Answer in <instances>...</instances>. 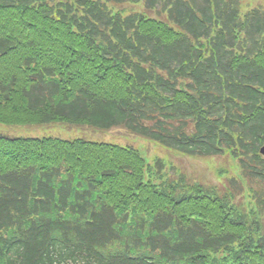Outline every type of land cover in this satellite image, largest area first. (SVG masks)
Masks as SVG:
<instances>
[{
    "label": "trees",
    "instance_id": "16d2710c",
    "mask_svg": "<svg viewBox=\"0 0 264 264\" xmlns=\"http://www.w3.org/2000/svg\"><path fill=\"white\" fill-rule=\"evenodd\" d=\"M243 1L0 0V125L123 129L242 182L0 134V264H264V9ZM141 2L156 18L114 12Z\"/></svg>",
    "mask_w": 264,
    "mask_h": 264
},
{
    "label": "rangeland",
    "instance_id": "374dc122",
    "mask_svg": "<svg viewBox=\"0 0 264 264\" xmlns=\"http://www.w3.org/2000/svg\"><path fill=\"white\" fill-rule=\"evenodd\" d=\"M256 7L264 9V0H246L242 2L243 12L246 10H252ZM114 10V12L121 11L124 13H130L132 11L147 13L145 11V5L142 2L138 4L119 5L114 7ZM148 13L146 16L156 18L155 15ZM159 18L164 19L163 16ZM0 134L17 138L53 137L67 140L85 139L94 142L115 144L123 147L129 146L138 150L148 164H154L155 168L161 166L162 171H159L158 176H162V181H176L180 177V180L186 183H200L204 186L216 187L222 191H224V187H228L229 181L232 178L242 184V182L238 179L240 170L237 168L236 162L233 160L218 156H186L178 153L172 148L161 146L130 135L123 129H112L108 132H99L89 128H74L63 125H53L41 128L27 126L10 127L0 125ZM155 181L157 182V180ZM250 187L255 190L259 189V186L254 183H251ZM249 195H251V190L246 187L244 191L237 195L238 200L236 202L240 201L243 197V203L246 204L249 200ZM262 217L264 219V215ZM263 219H261V222H263Z\"/></svg>",
    "mask_w": 264,
    "mask_h": 264
},
{
    "label": "water",
    "instance_id": "95a60500",
    "mask_svg": "<svg viewBox=\"0 0 264 264\" xmlns=\"http://www.w3.org/2000/svg\"><path fill=\"white\" fill-rule=\"evenodd\" d=\"M260 153H261L262 155H264V147L261 148Z\"/></svg>",
    "mask_w": 264,
    "mask_h": 264
}]
</instances>
